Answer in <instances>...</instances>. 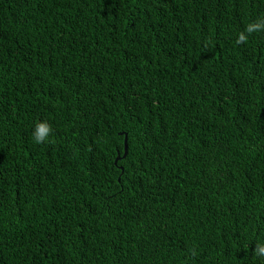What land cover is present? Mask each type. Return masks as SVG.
Masks as SVG:
<instances>
[{"label": "trees", "instance_id": "16d2710c", "mask_svg": "<svg viewBox=\"0 0 264 264\" xmlns=\"http://www.w3.org/2000/svg\"><path fill=\"white\" fill-rule=\"evenodd\" d=\"M258 19L0 0V264H264V31L236 43Z\"/></svg>", "mask_w": 264, "mask_h": 264}, {"label": "clouds", "instance_id": "9594fccd", "mask_svg": "<svg viewBox=\"0 0 264 264\" xmlns=\"http://www.w3.org/2000/svg\"><path fill=\"white\" fill-rule=\"evenodd\" d=\"M264 31V19H258L253 22H249L244 30L240 31L236 37V43H246L248 38L253 33H259ZM52 132L51 124L46 120L37 121L35 123L34 131H33V140L37 144L41 143H51L52 138L50 137V133ZM253 254L261 259H264V241H259L256 243L255 247L253 248ZM196 250H191V255L195 256Z\"/></svg>", "mask_w": 264, "mask_h": 264}]
</instances>
